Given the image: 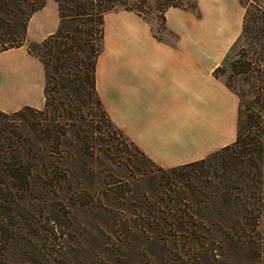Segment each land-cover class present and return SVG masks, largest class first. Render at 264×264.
Returning <instances> with one entry per match:
<instances>
[{"label":"rangeland","instance_id":"rangeland-1","mask_svg":"<svg viewBox=\"0 0 264 264\" xmlns=\"http://www.w3.org/2000/svg\"><path fill=\"white\" fill-rule=\"evenodd\" d=\"M122 1L165 39L171 38L164 28L167 6H194V0ZM125 10L119 5L105 17ZM54 21L55 7L49 5L32 26L36 36L51 30ZM115 21L110 16L106 23L109 35L116 32ZM35 44L40 43L26 38L24 45L37 58L45 56ZM243 45L241 35L216 71L235 89L241 83L232 64ZM5 69L13 75L23 72L27 96L32 97L42 76L40 67L25 62L21 53L5 55L0 46V70ZM74 79L69 88L52 85L50 104L43 110L32 108L23 116L4 112L9 116L0 117V149L7 150L6 161L33 170L30 183L12 185V193L0 195L11 203L0 210L9 228L7 244H0V264H202V246L190 245L186 232L208 229L202 215L213 214L214 208L194 200L188 188L192 170L153 165L110 124L89 94V84L79 76ZM6 182L0 174V186ZM132 227L158 229L162 238L123 242ZM260 232L264 236V221Z\"/></svg>","mask_w":264,"mask_h":264},{"label":"crops","instance_id":"crops-1","mask_svg":"<svg viewBox=\"0 0 264 264\" xmlns=\"http://www.w3.org/2000/svg\"><path fill=\"white\" fill-rule=\"evenodd\" d=\"M196 9L171 7L165 13L170 39H158L151 24L129 11L105 17V44L98 58L96 88L108 118L124 138L158 168L169 170L203 160L237 139L240 100L215 72L243 33L246 14L240 0H194ZM264 7V0H257ZM49 5L55 26L36 36L32 26ZM113 16L115 33L106 23ZM60 17L55 0L35 12L27 39L41 43L54 34ZM21 53L42 76L28 98L23 72L0 70L3 112L46 107L45 69L26 45ZM1 105V104H0Z\"/></svg>","mask_w":264,"mask_h":264},{"label":"trees","instance_id":"trees-1","mask_svg":"<svg viewBox=\"0 0 264 264\" xmlns=\"http://www.w3.org/2000/svg\"><path fill=\"white\" fill-rule=\"evenodd\" d=\"M55 1L59 27L43 43L35 44L45 52V56L38 57L45 69L46 107L50 104L52 85L69 88L76 80L74 76H79L89 84V94L96 98L113 125L97 92V62L104 50L105 14L119 5L130 9L122 0ZM240 2L246 9L242 33L246 45L237 52L232 69L241 85L235 89L226 84L240 100L237 139L203 160L169 169L190 168L188 188L193 191L194 200L214 208L213 214L202 215V225H208V229L202 228V233L186 232L190 245L202 246V264H264V252L260 251L264 247V236L260 232L264 221V7L257 0ZM44 4L45 0H0L2 52L24 46L30 19L44 8ZM171 7L181 6L171 3L165 12ZM189 9H196L195 1ZM163 20L165 24V14ZM164 28L167 30L166 25ZM33 110L26 107L14 116H23ZM7 116L9 114L0 111V117ZM8 157L7 150L0 149V174L7 180L3 187L0 186V195L7 190L12 193V185L24 187L33 175V170L25 165L8 163ZM10 204L7 197L0 198V210ZM7 227L0 218V244L8 242ZM161 238L162 232L158 229L132 227L122 241L149 242Z\"/></svg>","mask_w":264,"mask_h":264}]
</instances>
